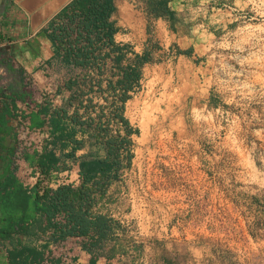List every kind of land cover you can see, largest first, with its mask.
<instances>
[{
    "label": "crops",
    "instance_id": "obj_1",
    "mask_svg": "<svg viewBox=\"0 0 264 264\" xmlns=\"http://www.w3.org/2000/svg\"><path fill=\"white\" fill-rule=\"evenodd\" d=\"M70 1L0 0V54L11 59L12 70L20 73L22 85L38 87L47 95L34 104L15 103L17 123H10L13 132L41 136L29 153L39 148V142L48 137L49 131L47 124L31 129V113L36 112V106L46 103L58 108L70 95L62 88L52 95L67 74L61 67L53 72L52 47L44 33L48 22ZM214 2L171 0V17L161 18L147 15L142 0L115 1L111 17L117 28L115 42L129 45L135 54H148L149 60L141 67L138 88L124 105L123 115L136 131L130 135L131 165L102 197H97L95 209L99 210L100 202L107 199V207L120 211L123 196L130 202L125 205L127 212L124 213L130 215L148 211L152 201L162 212L170 209L171 213L180 212L184 206L178 201V185L195 183L193 180L204 187L191 191L193 202L188 204V212H200L201 205L194 200L210 196V189L206 187L210 171L220 165L228 150L227 129L223 123L230 114L234 115L240 100L236 87H227L221 78L222 63L216 56L224 48L215 43L217 37H239L238 31L230 29L238 16L234 14V3L221 0L215 12ZM87 152L86 146L76 156ZM20 159L35 176L37 172L33 173L23 155ZM19 163L16 175L24 179ZM197 166L203 167L201 178L182 177L188 172L191 175ZM57 178L53 172L49 182ZM170 198L178 203L170 206ZM80 244L79 239L64 243L63 250L69 255L66 264H122L120 261L124 260L114 252L116 246L93 258ZM0 264H8L2 253Z\"/></svg>",
    "mask_w": 264,
    "mask_h": 264
},
{
    "label": "trees",
    "instance_id": "obj_2",
    "mask_svg": "<svg viewBox=\"0 0 264 264\" xmlns=\"http://www.w3.org/2000/svg\"><path fill=\"white\" fill-rule=\"evenodd\" d=\"M115 1L71 0L48 22L50 65L67 74L52 95L61 88L70 95L58 108L46 103L31 113V129L49 126L37 150L19 151L10 124L17 107L0 90V253L8 264H66L63 246L71 239H79L81 249L96 258L115 231H122L117 220L95 207L97 197L131 165L130 135L136 131L123 115L124 105L149 58L115 42ZM142 1L147 15L171 17V0ZM86 146L88 152L77 157ZM20 154L37 172L31 184L16 175ZM72 163L79 169L78 185L45 184Z\"/></svg>",
    "mask_w": 264,
    "mask_h": 264
},
{
    "label": "rangeland",
    "instance_id": "obj_3",
    "mask_svg": "<svg viewBox=\"0 0 264 264\" xmlns=\"http://www.w3.org/2000/svg\"><path fill=\"white\" fill-rule=\"evenodd\" d=\"M228 2L234 3L238 16L230 29L238 31L239 37L215 39L224 48L216 56L222 63L221 78L227 87H236L240 98L234 115L223 123L227 154L210 171L206 185L210 196L194 200L201 205L200 212L187 209L193 202L191 191L204 187L196 180L178 185V201L184 207L176 213L157 210L152 201L149 212L130 215L124 213L130 202L123 196L121 212L107 207V199L100 202L99 210L121 225L122 231H115L107 249L116 246L122 264H264V0ZM220 4L215 0V12ZM0 90L20 106L24 101L29 105L41 101L45 95L38 87L22 85L11 59L1 54ZM11 123H17L16 118ZM17 138L19 151L29 152L41 136L19 134ZM20 158L16 165L20 161V174L31 184L35 176ZM193 171L182 177L203 175L202 166ZM178 201L168 202L172 206Z\"/></svg>",
    "mask_w": 264,
    "mask_h": 264
},
{
    "label": "built area",
    "instance_id": "obj_4",
    "mask_svg": "<svg viewBox=\"0 0 264 264\" xmlns=\"http://www.w3.org/2000/svg\"><path fill=\"white\" fill-rule=\"evenodd\" d=\"M55 174L58 175V178L51 183L45 182L46 185H48L50 188H57L61 185H73L76 186L79 184L80 177H79V169L77 164H73V166L69 167L68 169H65L62 172H55Z\"/></svg>",
    "mask_w": 264,
    "mask_h": 264
}]
</instances>
